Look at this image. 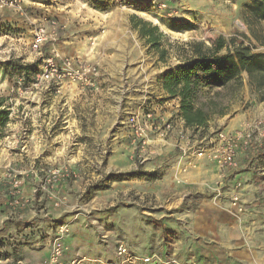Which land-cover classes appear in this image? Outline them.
Wrapping results in <instances>:
<instances>
[{
    "label": "rangeland",
    "instance_id": "1",
    "mask_svg": "<svg viewBox=\"0 0 264 264\" xmlns=\"http://www.w3.org/2000/svg\"><path fill=\"white\" fill-rule=\"evenodd\" d=\"M256 1L0 0V99L9 110L0 125V264H47L56 242L65 258L79 257L81 264H177L171 255L181 231L177 218L202 199L219 201L243 223L247 208L238 213L215 182L203 190L188 183L189 171L203 164L180 156L176 143L184 126L176 99L161 95L157 76L179 63L178 46L189 41L224 36L264 52V23L249 10ZM52 22L60 28L63 55L99 65L101 91L34 86L42 59L32 51L33 35ZM144 23L157 27L158 48L140 34ZM26 65L33 66L24 71ZM242 76L240 88L200 93L203 102L219 93L226 113L198 136L256 108L260 96L247 73ZM142 105L161 110L174 129L164 137L153 133L146 144L134 140L126 120ZM251 226H259L256 237ZM263 226L244 221L240 264H264ZM120 243L150 261H125Z\"/></svg>",
    "mask_w": 264,
    "mask_h": 264
},
{
    "label": "built area",
    "instance_id": "2",
    "mask_svg": "<svg viewBox=\"0 0 264 264\" xmlns=\"http://www.w3.org/2000/svg\"><path fill=\"white\" fill-rule=\"evenodd\" d=\"M60 28L56 22L40 24L33 35L32 51L41 57L39 71L36 74L34 86L43 87L49 91L60 93L65 86L76 85L82 89L101 91V70L95 62L79 56L63 55L58 48ZM96 38H90V47H96ZM48 51L45 53V48ZM179 114V113H178ZM161 110L156 107L140 106L127 117L126 124L134 140L146 144L153 133L164 137L174 129V121L166 119ZM183 120V119H182ZM179 132L176 147L181 156L189 163L208 161L218 168L215 180L217 189L224 186L241 169L240 155L256 146L264 145V101H259L256 108L245 116L232 129H219L210 134H199L183 125ZM264 173V172H263ZM264 175V174H263ZM244 181L236 179L232 183L230 200L238 213L246 210L243 195ZM64 232V228H61ZM118 255L125 261L139 259L149 262V256L138 258L129 252L127 246L120 243ZM79 257H64L61 242H56L51 250L47 264H81Z\"/></svg>",
    "mask_w": 264,
    "mask_h": 264
},
{
    "label": "trees",
    "instance_id": "3",
    "mask_svg": "<svg viewBox=\"0 0 264 264\" xmlns=\"http://www.w3.org/2000/svg\"><path fill=\"white\" fill-rule=\"evenodd\" d=\"M249 10L255 22L264 20V0H257ZM148 26L144 23L139 32L158 48L160 39L154 33L157 27ZM253 48L243 41L224 36L210 39L209 43L189 41L178 46L179 63L163 71L159 80L167 95L165 99L179 100V115L186 128L198 131L206 128L216 115H225L224 107L215 97L219 93L206 102L199 100L200 93L206 88H224L230 84L240 88L244 72L248 75L250 89L264 101V52H255ZM165 54L166 50H162L160 58L163 59ZM32 66L26 65L22 69L26 71ZM2 103L3 99H0V125L9 115V110L1 108Z\"/></svg>",
    "mask_w": 264,
    "mask_h": 264
},
{
    "label": "crops",
    "instance_id": "4",
    "mask_svg": "<svg viewBox=\"0 0 264 264\" xmlns=\"http://www.w3.org/2000/svg\"><path fill=\"white\" fill-rule=\"evenodd\" d=\"M260 22L264 23V20ZM256 39L250 36L252 42L258 43ZM123 43L126 45V35L123 37ZM164 69L160 70L157 76L158 88L162 96L166 93L159 77ZM111 71L106 67L105 72ZM175 107L176 118L183 126L184 121L178 114L179 100L177 99ZM244 117L243 113L232 118L225 128H235ZM240 160L241 169L232 175L234 177L229 178L219 190H223L228 198L235 178L244 181L243 195L247 211L242 217L243 223H238L237 219L224 211L219 201L202 199L196 210L187 211L177 218L182 221L180 222L181 231L175 237L176 246L171 253L177 264H240L246 257L239 249V245L242 244L244 221L253 224L264 223V145L254 147L247 154H241ZM200 162L203 165L189 171L186 175L188 183L192 184L196 190L206 189L207 184L215 182L218 176V168L213 163L204 160ZM258 227H250L251 235L256 237L260 234ZM246 229L249 228L245 227Z\"/></svg>",
    "mask_w": 264,
    "mask_h": 264
}]
</instances>
